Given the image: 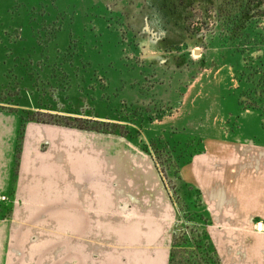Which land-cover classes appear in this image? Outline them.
Segmentation results:
<instances>
[{
  "label": "rangeland",
  "instance_id": "1",
  "mask_svg": "<svg viewBox=\"0 0 264 264\" xmlns=\"http://www.w3.org/2000/svg\"><path fill=\"white\" fill-rule=\"evenodd\" d=\"M254 14L264 0H0V110L136 140L177 206L169 264H221L183 171L208 137L264 143Z\"/></svg>",
  "mask_w": 264,
  "mask_h": 264
},
{
  "label": "crops",
  "instance_id": "2",
  "mask_svg": "<svg viewBox=\"0 0 264 264\" xmlns=\"http://www.w3.org/2000/svg\"><path fill=\"white\" fill-rule=\"evenodd\" d=\"M21 112L0 110V264H169L178 210L153 155ZM183 177L221 263L264 264V143L208 137Z\"/></svg>",
  "mask_w": 264,
  "mask_h": 264
},
{
  "label": "trees",
  "instance_id": "3",
  "mask_svg": "<svg viewBox=\"0 0 264 264\" xmlns=\"http://www.w3.org/2000/svg\"><path fill=\"white\" fill-rule=\"evenodd\" d=\"M244 13V12H243ZM258 16H264V15H260V14H254L253 15V17H258ZM176 228H177V226H176ZM209 234V233H208ZM175 236H176V233H175ZM210 238V237H209ZM211 240V239H210ZM211 244H212V246L214 247V249H215V252L217 253V250H216V247L214 246V244H213V242H212V240H211ZM217 255H218V253H217ZM218 257H219V255H218ZM220 259V258H219ZM220 262H221V260H220ZM222 264V263H221Z\"/></svg>",
  "mask_w": 264,
  "mask_h": 264
}]
</instances>
